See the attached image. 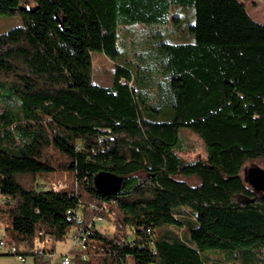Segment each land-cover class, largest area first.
Here are the masks:
<instances>
[{
	"label": "trees",
	"instance_id": "1",
	"mask_svg": "<svg viewBox=\"0 0 264 264\" xmlns=\"http://www.w3.org/2000/svg\"><path fill=\"white\" fill-rule=\"evenodd\" d=\"M16 12L0 32V225L15 254L50 264L77 227L71 264H264V192L245 180L264 159V25L243 2L0 0ZM136 23L160 37L161 73L117 64L110 86L93 83L90 52L121 56L117 25ZM182 128L203 158L179 155ZM62 171L79 186H38ZM103 171L116 192L96 189Z\"/></svg>",
	"mask_w": 264,
	"mask_h": 264
},
{
	"label": "rangeland",
	"instance_id": "2",
	"mask_svg": "<svg viewBox=\"0 0 264 264\" xmlns=\"http://www.w3.org/2000/svg\"><path fill=\"white\" fill-rule=\"evenodd\" d=\"M243 2L248 14L257 22L264 25V0H239ZM22 23L21 15L16 12L12 15H0V32L9 29L10 27L20 25ZM151 26V25H150ZM153 27V26H152ZM160 41V37L149 32L148 25L142 23L124 25H117V47L121 52V56L116 59H112L106 56L103 52L92 50L91 56V80L93 83L110 86L114 79L115 67L117 64L125 65L134 73H138V78L143 77L142 69L147 66L146 62L152 63L153 72L149 71L148 75L158 76L161 73L160 66L156 63V53L160 50V46L157 42ZM159 60V58H158ZM158 82H156L157 85ZM157 87V86H156ZM157 90V89H156ZM156 120H164L165 118L159 115L155 116ZM180 143L182 149L179 150V155L185 159L203 158L206 153V147L203 140L191 132L188 129L182 128L179 131ZM256 165L264 167V159L257 158L246 162V167ZM244 171V170H243ZM242 171V174L244 173ZM178 179L185 180L190 184H196L199 179L196 176H182L176 175ZM29 180L28 177H26ZM36 181L39 182L38 186L44 185L46 187H62L69 188L71 186H79L73 175L66 171L55 175H49L46 177H37ZM90 205L97 207L94 203ZM90 215V220L93 218L97 220L98 214ZM102 220H97V225L103 229H111L110 224L101 216ZM1 227V225H0ZM77 227H74L75 229ZM72 229V230H73ZM160 229H157L159 233ZM72 231L70 232V235ZM67 236L63 240L56 241L54 245V251L51 256L48 257L50 264H59V258L62 253L68 251L72 244L71 237ZM49 245L48 243H46ZM40 246V245H38ZM212 252V251H206ZM0 264H34V258L31 255H25V259L21 261L18 258V254L15 253H3L0 252ZM70 256V255H69ZM71 257V256H70Z\"/></svg>",
	"mask_w": 264,
	"mask_h": 264
},
{
	"label": "water",
	"instance_id": "3",
	"mask_svg": "<svg viewBox=\"0 0 264 264\" xmlns=\"http://www.w3.org/2000/svg\"><path fill=\"white\" fill-rule=\"evenodd\" d=\"M245 180L254 190L264 192V167L256 165L246 167ZM93 182L98 191L111 194L118 190L121 178L103 171L94 175Z\"/></svg>",
	"mask_w": 264,
	"mask_h": 264
},
{
	"label": "built area",
	"instance_id": "4",
	"mask_svg": "<svg viewBox=\"0 0 264 264\" xmlns=\"http://www.w3.org/2000/svg\"><path fill=\"white\" fill-rule=\"evenodd\" d=\"M45 187V186H44ZM52 189H59L62 187H51ZM93 220H95V222L97 220L101 221L102 218L101 216L97 217V220L93 218ZM70 235V234H69ZM71 239H72V244L71 247H80V248H84L85 247V241H86V236L80 231L79 228H75L72 230V234L70 235ZM38 253L43 254V247L42 246H38ZM2 251H7L9 253H16L17 252V247L16 245L9 243L6 236L3 234V230L0 227V252ZM53 253V252H52ZM52 253H45L44 256L46 258H48L49 256L52 255ZM18 254V258L23 261L25 259V256L22 254ZM52 264V263H51ZM59 264H71V258L70 256L67 254V252L62 253L60 255L59 258Z\"/></svg>",
	"mask_w": 264,
	"mask_h": 264
},
{
	"label": "crops",
	"instance_id": "5",
	"mask_svg": "<svg viewBox=\"0 0 264 264\" xmlns=\"http://www.w3.org/2000/svg\"><path fill=\"white\" fill-rule=\"evenodd\" d=\"M70 247H71V245H70ZM70 247H69V248H70ZM68 250H69V249H68Z\"/></svg>",
	"mask_w": 264,
	"mask_h": 264
}]
</instances>
